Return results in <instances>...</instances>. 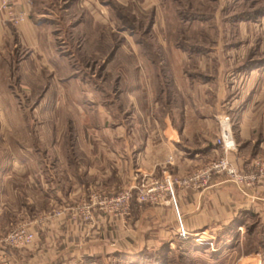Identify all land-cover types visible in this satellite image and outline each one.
Masks as SVG:
<instances>
[{
	"label": "crops",
	"instance_id": "obj_1",
	"mask_svg": "<svg viewBox=\"0 0 264 264\" xmlns=\"http://www.w3.org/2000/svg\"><path fill=\"white\" fill-rule=\"evenodd\" d=\"M112 1L114 5L142 7V0ZM112 1L0 0V102H14L11 86L14 63L20 67L30 64L36 71L54 69L62 71L60 77H68L62 80L57 72L53 73L54 78L65 84V90L62 86L58 89L62 92L60 99L66 96L73 102L75 118L74 158H68L74 164V174L72 169V172L62 169L68 171L65 180L72 189H66L57 180L55 188H48L44 176L29 171L33 164H40L36 158L23 161L19 158L18 162L17 158H1L0 239L8 222L17 219L30 221L36 240L28 248L8 249L0 243V264H74L85 256L93 257V246L115 247V255L132 262L139 260L146 250L172 246L178 239L176 212L168 191L158 188L166 177L173 182L174 202L184 230L195 241L196 238L198 241L220 239L221 255H224L223 246L230 241L224 239L229 230L238 234V229L247 226L251 217L264 224V76L255 81L244 79L238 66L234 76L228 74L232 81L229 89L225 90L219 81L212 89V76L208 73H218L220 79L223 68L217 63L218 70H213L212 58L203 56L198 59L200 69L207 73L203 81L189 77L178 81L173 75L170 82L162 77L159 85L167 81L165 91L145 93L141 91L142 77H124L119 81L124 89L118 91L119 107L123 105L118 124L106 127L105 103L97 101L95 94L97 91L104 98L110 94L94 87V82H100L95 81V74L89 79L74 77V67H84L88 61V55L80 53H110V39L106 44L97 42L98 46L94 39L95 34L105 30L108 34L110 28L96 30L94 22L105 25L113 20ZM21 15L24 20L14 23V18ZM166 47L164 59L160 55L157 60L147 56L156 69L188 67L192 57L189 52L173 45ZM146 49L150 48L143 43L133 47L136 53L144 54ZM138 58L134 65L136 74L137 69H142ZM68 84L74 85L70 92L66 90ZM256 84L260 92L251 90L250 95L248 89ZM239 87L244 90L237 95ZM51 90L52 87H45L43 95L53 93ZM11 114L13 110L10 113L1 104L0 116ZM91 117L102 118V142L92 143L88 139L91 130L100 128L93 123L90 127ZM217 138H221L225 154L247 179L235 182L225 175L213 174L204 184H183V180L222 154ZM55 163L64 165L65 161L59 159ZM149 189L153 200H140L139 192ZM87 193L88 197L103 196L104 212L99 210L103 215L96 216L95 212L92 220L74 219L70 213L74 205L69 202L83 201ZM21 194L22 204L19 199H13ZM50 194L58 196L56 200L61 202L53 208L64 209L57 217L49 215L54 201V195ZM123 194L132 199L128 205L127 200L120 204L115 217L118 219L112 222L113 208L108 202ZM48 199L50 209H41V202ZM106 209L110 211L108 214ZM110 249L106 256L111 254ZM261 260L260 253H248L239 261L260 264Z\"/></svg>",
	"mask_w": 264,
	"mask_h": 264
},
{
	"label": "rangeland",
	"instance_id": "obj_2",
	"mask_svg": "<svg viewBox=\"0 0 264 264\" xmlns=\"http://www.w3.org/2000/svg\"><path fill=\"white\" fill-rule=\"evenodd\" d=\"M110 12L113 18L110 22L105 23V25L97 21L94 22L96 30H104L103 28L108 30L110 28L111 31L108 34L105 30L104 33L100 32L94 37L95 45L98 44L97 42L106 44L107 40L110 39V53H104V55L101 52L92 51L87 52V54L85 52L80 53L81 56L86 57L88 55V61L84 67H74V77L89 79L95 74V81L100 82L97 84L94 82V87L98 86L100 90L104 89L103 93L110 94L107 98L100 97L97 91L95 94L97 101L105 103L104 108L108 118V121H105L106 127H111V123L118 124L120 107L123 106L119 107L118 91L124 89L122 85L120 86L119 81L124 77H142L144 89L141 91L157 93L161 89L165 91L168 87L166 86L167 81H163V84L159 85L162 77L170 82L173 80V75L178 81H181L183 77L203 81L207 73L200 69L198 59L199 57L210 56L212 63L216 65H213V70L214 68L218 70L217 63H220L224 69L221 70L220 79L218 73L213 71L208 73L212 76V89L217 87L216 84L219 81L227 90L231 87L232 82L229 78L236 74L234 69L241 66L247 57L250 58L253 65L264 61V0H142V7L139 5L134 7L130 4L126 7L114 5L112 1ZM87 22L88 24L92 23L89 19ZM123 28L127 31L121 33L120 29ZM141 43L150 48L144 50V54L136 53L133 50V47ZM167 44L181 47L190 53L192 57L188 67L183 69H156L148 57L153 60H157L158 55L160 58H165L167 56ZM151 48H154L158 54ZM151 50L153 52H149ZM136 56L139 57L138 61H142V69H137V74L136 69H134ZM156 56L157 58H155ZM253 67L251 70L241 71L244 79L249 77L255 81V78L264 76V64L258 63L257 66ZM55 72L59 77L60 73L63 74L62 71L54 69L36 71L30 67V64L20 67L14 63V68L11 71V86L15 94L14 102L13 104L10 101L0 102V108L3 104V108L10 113L13 110V114L9 116H0V160L2 157L3 159L17 158L16 162H18L19 158L22 161L27 158H36L40 164H36V167L33 164L29 171L44 176L48 188L50 186L55 188L54 181L57 180L62 182L67 187L66 189H72L70 182L65 180L68 171L63 172L62 169L68 168L70 171L72 169L73 172H71L74 174V164L70 163L71 161L68 159L74 158L75 118L72 115L74 104L71 100L66 99V96L60 99L62 92H58V89L62 86L65 90V84L62 85L61 81L68 77L63 75L60 77L62 80L54 78L53 73ZM244 79L242 82L245 81ZM47 86L52 87L53 93L50 92L45 96L43 94ZM71 88H74V85L68 84L66 86L68 92ZM243 90L239 87L236 92L237 95H240ZM251 90L256 93L260 92L261 89L256 84L248 89L250 95L253 92ZM102 92L101 95H103ZM90 119V127L93 123L100 128L91 130L88 139L92 143L102 142L103 134L100 131L103 126L102 118L91 117ZM59 159H64V165L63 163L56 165L55 161ZM25 173L27 171L23 172V174ZM88 195L87 193L84 196L83 201L69 202V204L74 205V210H70L74 219L92 220L93 217L95 218V212L96 216L97 213L103 215L101 212L103 211V196L88 197ZM53 197H48L54 200L51 209L49 208V199L41 202L40 208L50 209L49 215L57 217L63 213L64 209L63 207L53 208L61 203L56 200L58 196L54 195ZM116 198H112V200ZM13 199H19L20 202L24 200L22 194L19 198ZM131 199V197L128 198L127 205ZM112 200L108 203L113 208L111 210L113 222V220L118 219L115 217L118 214L120 203ZM71 208L68 207V209ZM108 212L110 211L106 209L105 213L108 214ZM89 216L92 217L89 218ZM24 222L35 233L32 244L27 247H15L7 244L4 241L7 234L15 226L26 224ZM246 225L242 230L238 229L236 235L232 234L233 229L229 230L228 234H224V239H230L229 243L223 246L224 255L220 254V239L215 237L195 241L190 238L185 241L176 239L172 246L167 245L157 251L153 248L146 250L143 252H146L144 256H140L139 260L132 262L124 261L115 255V247L110 249V247L106 246L105 248L104 246L101 249V246H93L95 249L93 257L85 256L81 260L74 261V264H243L239 261L240 257L248 253H260L262 255L260 264H264V224L258 218L251 217ZM7 226L5 234L0 239L2 246L8 249L28 248L34 244L36 231L30 227V221L11 220ZM109 249L111 254L106 256L105 253Z\"/></svg>",
	"mask_w": 264,
	"mask_h": 264
},
{
	"label": "built area",
	"instance_id": "obj_3",
	"mask_svg": "<svg viewBox=\"0 0 264 264\" xmlns=\"http://www.w3.org/2000/svg\"><path fill=\"white\" fill-rule=\"evenodd\" d=\"M24 20V17L21 15L19 17L14 18L13 22L18 23ZM217 144L220 146L222 154L213 160L208 166L205 168L193 173L190 177L186 178L182 181L183 184L192 183L194 185L204 184L206 183L213 174H221L227 176L230 180L235 182H242L243 180L247 179L248 176L242 174L238 168L236 167L235 163L225 154V149L222 144L221 138H217ZM164 184L158 186V188H165L170 196L172 205L176 212V221L178 225V239L180 241H185L191 238V235L184 230L182 227L177 207L174 202L173 197V182L171 181L170 177H166L164 180ZM177 182V181H176ZM150 189L145 192H139V199L145 201L146 199L153 200L149 196ZM129 196L127 194H123L118 196L115 200L116 203H120L123 205L126 200H128ZM35 233L28 227L27 224H19L11 229V231L7 234L4 241L7 244L15 247H27L32 244L34 240ZM199 238H196L198 240Z\"/></svg>",
	"mask_w": 264,
	"mask_h": 264
},
{
	"label": "trees",
	"instance_id": "obj_4",
	"mask_svg": "<svg viewBox=\"0 0 264 264\" xmlns=\"http://www.w3.org/2000/svg\"><path fill=\"white\" fill-rule=\"evenodd\" d=\"M258 63L262 65V64H264V61L257 62V65H258ZM257 65H253V62L250 60V58L247 57L245 62L243 64H241V66H239L238 69L240 71H245V70L247 71V70H251L252 68H254L253 66H257ZM145 253H142L141 257L144 256Z\"/></svg>",
	"mask_w": 264,
	"mask_h": 264
}]
</instances>
